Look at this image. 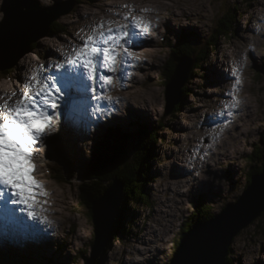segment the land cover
I'll return each mask as SVG.
<instances>
[{
    "label": "rangeland",
    "instance_id": "rangeland-1",
    "mask_svg": "<svg viewBox=\"0 0 264 264\" xmlns=\"http://www.w3.org/2000/svg\"><path fill=\"white\" fill-rule=\"evenodd\" d=\"M67 1L38 0V3L53 17ZM128 1L153 5L152 0H76L71 12L56 20L63 24L64 31L54 35L47 33L46 37L38 39L30 52L10 68L9 75L4 76L0 71V92L5 89H11V93L23 91L24 83L29 80L26 71L41 76L42 73L48 75L52 69L56 71L52 65L64 60L74 47L83 43L90 32L89 28L83 29L86 24L91 30ZM162 1L169 6L165 13L177 12L181 19L172 23L166 22L168 14L149 15L151 21L157 15L161 24L158 32L153 34V42L142 47L146 55L137 56L145 60L144 64L138 71H133L131 65L127 73L124 64L118 67L117 73H107L113 76V83L106 89H101L97 82V94L104 91L105 95L111 96L112 112H101L98 116L101 123H98L92 107L97 101L91 99L90 91L84 93L83 105H77L85 113L76 107L75 111L69 109L71 116L66 117L58 114L66 111L64 108L57 110L54 130L37 146L40 150L35 155L33 176L52 194H58L53 197L56 210L50 216L51 226L57 225L58 229L51 234L49 228L36 225L25 212L17 211L22 223L0 233V264H86L91 257L95 223L88 204L89 196H85L81 189L82 177L96 142L113 128L123 130V135H130V146H126L127 151L131 150L130 165L147 149L148 141L141 142L137 138L138 127L158 129L161 140L154 143L146 160L148 177L144 189L150 204L136 205L133 213L132 207H127L121 240L112 237L95 264H169L187 222H191L188 219L194 212L195 198L204 197L212 208L211 214L217 215L242 194L250 167L259 165L258 159L250 161V157L261 150L264 135V0ZM4 4L5 0H0V24L4 19ZM233 10L236 20L231 24L230 31L233 32L229 34L219 25L225 18L229 21L231 15L225 13ZM116 20L122 22L120 18L116 17ZM180 37L190 40L187 43L192 48L203 49L206 44L208 49L198 74L191 72L194 62L189 58L190 69L183 84L185 93L182 97L180 93L176 95L182 108L175 118L172 110H167V86L160 80L164 64L171 55L168 45ZM137 46L138 43L132 46L131 51ZM88 94L93 105L86 103ZM121 94L126 104L131 103L130 99H143L149 106L143 110L130 106L121 109L120 113L115 101ZM233 96L239 99L237 106L245 108V114L238 121L233 117L221 119L233 121L234 126L229 128V139H225L227 146L218 151L216 148L223 146L224 142L216 138L219 127L211 130L210 126L220 120L211 118L206 123L201 122L205 117L218 115L226 109L215 101L224 106L225 101L230 106ZM99 103L106 105V101ZM161 121L163 126L157 128ZM77 125L83 127L81 134H78ZM225 150L230 155L219 154ZM262 159L264 161V156ZM68 163L75 179L66 183L54 180L50 166ZM106 181L109 182L103 179V184ZM94 190L91 186L87 193L94 196ZM263 231L264 215L233 238L227 254L229 263L264 264Z\"/></svg>",
    "mask_w": 264,
    "mask_h": 264
},
{
    "label": "snow or ice",
    "instance_id": "snow-or-ice-1",
    "mask_svg": "<svg viewBox=\"0 0 264 264\" xmlns=\"http://www.w3.org/2000/svg\"><path fill=\"white\" fill-rule=\"evenodd\" d=\"M149 27L143 17L131 11L123 15L122 22L101 20L79 47L55 63V73L33 74L24 83L23 91L14 90L7 97L0 95V222L9 226L22 223L17 209L32 221L47 222V217L37 212L38 207L43 211L42 204L46 203L39 197L47 196L33 176L35 155L40 150L37 145L54 130L57 110L64 108L66 111L58 114L70 117L68 110L82 106L86 92L90 91L91 99L97 101L92 107L97 117L100 115L104 105L99 102H111L112 98L104 91L97 94V82L101 89L113 83V76L107 73L115 74L128 59H135L131 47L147 34ZM239 103L233 96L229 107Z\"/></svg>",
    "mask_w": 264,
    "mask_h": 264
},
{
    "label": "water",
    "instance_id": "water-1",
    "mask_svg": "<svg viewBox=\"0 0 264 264\" xmlns=\"http://www.w3.org/2000/svg\"><path fill=\"white\" fill-rule=\"evenodd\" d=\"M75 1L68 0L51 17L47 9L40 7L38 0H5L2 7L4 19L0 24V70L12 68L29 53L32 44L46 37L54 21L71 12ZM189 62V58L181 59L167 84V110H172L178 103L176 95H179L189 72ZM185 64L187 66L183 67ZM129 152L127 157L131 155ZM104 185L106 188L102 195L90 202L95 234L91 257L86 264H95L97 257L112 239L113 224L123 195L124 186L117 177H112L111 183L106 181ZM88 196L91 197L90 194ZM263 212L264 163L261 171L251 176L250 183L235 203L226 205L209 221L198 223L185 231L169 264H228L226 258L233 238Z\"/></svg>",
    "mask_w": 264,
    "mask_h": 264
},
{
    "label": "trees",
    "instance_id": "trees-1",
    "mask_svg": "<svg viewBox=\"0 0 264 264\" xmlns=\"http://www.w3.org/2000/svg\"><path fill=\"white\" fill-rule=\"evenodd\" d=\"M76 4V1H75ZM234 12V10L232 11ZM226 12L225 14L231 15L229 17V21L224 20L223 23H221L219 26L220 28L225 29L224 31H230L232 29L231 24L235 23L234 20H236L235 12ZM64 26L59 21H54L48 30L49 35H54L56 32L64 31ZM223 32V30H221ZM182 36V35H181ZM188 40L185 37H180V39L176 42L170 43L171 45H168V49L170 50L171 55L169 56L168 60L164 64L163 67V73L161 75V80L164 83V85L167 86L169 83L171 77L174 74L175 68L177 64L181 61L183 58H190L193 60V70L198 74L202 69L201 61L204 59V55L207 53L208 47L204 46L203 49H195L196 47H190L187 43ZM171 42V41H170ZM190 43V42H189ZM35 44L31 45V48L34 47ZM212 48V46H211ZM2 75L4 76L9 75L10 68L0 70ZM190 72V74H191ZM193 73V72H192ZM3 76V77H4ZM2 78V77H0ZM183 93H185L184 86L181 88L180 94L181 97L183 96ZM189 95V90L187 91L186 96ZM182 108V104L178 103L175 104L172 107V115L176 118V114L180 112ZM163 126L162 121L158 122L156 127L160 128ZM140 130V131H139ZM139 133L137 135V138L140 139V141H148L146 152L141 154L139 159H136L135 162L130 165V159L127 157L128 151L131 152V150H124V147L130 146L128 144V139L130 138V135H123V130L119 128H113L110 131H107L104 135H102L101 138L98 139L96 142L95 147L93 148V152L90 155L89 163L87 167L84 170L83 175L84 179L82 182L81 189L84 192L85 196L87 194L89 195V189L91 186L95 188V195L91 197H88V204L90 206V210L93 215L91 203L94 200H97L105 190L106 186L103 184V179H108L109 183H111L112 177H117V179L123 183V195L120 202L119 211L117 214V217L113 224V233L112 237L114 239H120L121 240V234L122 231L125 232V211L128 206H131V212L133 213V210L136 208V205H144L147 206L150 204L149 196L145 193L144 185L147 181V174L146 171L148 170V164H146V160H148L150 154L152 153V147L154 143L157 142V140H161V138L158 137V129H147L143 126L138 127L137 130ZM133 133L131 134V136ZM260 147L258 152H255L252 157H250V161H252L254 158L258 159L259 165L251 166L250 171L248 172V177L246 181L245 187L250 183V178L252 175L259 173L261 171V166L263 165L264 161L262 157L264 155L262 151H264V135L260 142ZM120 152V153H119ZM69 164V163H68ZM66 165H52L50 166V173L52 175V178L56 180L59 183H66L73 179H75L74 171L72 170V166L69 164ZM96 178V179H94ZM93 180V181H92ZM90 183H92L90 185ZM89 186V187H88ZM194 201V212L191 213V216L188 220H191V222H187L186 224V230L190 229L192 226L198 224L207 222L213 217H215V214H211L212 208L209 206V204L206 203V199L201 198L200 196L195 198ZM129 200V202H128ZM123 207V208H122ZM128 213V212H127ZM264 215V212L260 215V217ZM129 226L130 223H127ZM121 233V234H120ZM125 234V233H124ZM261 235L264 236V231L261 232ZM93 244V243H92ZM178 249V247H177ZM229 250V249H228ZM226 261L229 263V258H226ZM98 262V261H97ZM96 262V263H97Z\"/></svg>",
    "mask_w": 264,
    "mask_h": 264
},
{
    "label": "bare ground",
    "instance_id": "bare-ground-1",
    "mask_svg": "<svg viewBox=\"0 0 264 264\" xmlns=\"http://www.w3.org/2000/svg\"><path fill=\"white\" fill-rule=\"evenodd\" d=\"M136 1V0H135ZM153 3V5H149V4H146V5H142L141 2H133V1H128L126 2L127 4H124L122 7H120V11L119 10H116V11H113V14H110V16H105L104 17V20H116V17L117 18H120L122 19L123 15L127 12H130L132 13V15L134 16H138V17H143V19L149 23L150 27H149V30L147 32V34L143 35L140 37L139 39V42H138V46L137 47H133L134 48V55H135V59H128V62L125 64V66H123L125 69H126V72L128 73L129 69H130V66L133 65L132 69L133 71H138V69L141 67V64H144L145 60L143 58H139L137 57L138 55L140 56V54L142 55H146L145 54V51L142 50V47H144V45H146L147 43L149 42H153V34L157 33L158 32V28L161 24V20L160 18L156 15L155 17H153V20L151 21L148 16L149 15H152L154 16V14H160L163 16H165L166 14H168V19L166 22H172L174 23L175 21H179V19H181V14L177 13V12H169V13H165L164 11L165 10H169V6L167 3H165L164 1L162 0H157L156 1V5H154L155 3V0H152L151 1ZM125 5H127L128 7H125ZM116 8V7H115ZM145 9H147V11H144ZM113 10V9H112ZM170 18V20H169ZM166 19V17L164 18V20ZM84 28H89L88 31H90V25L89 24H86ZM150 39V40H149ZM146 48V47H145ZM139 49V50H138ZM152 49V48H151ZM153 51V50H151ZM153 54V53H152ZM151 55V54H150ZM148 56V55H147ZM30 64V63H29ZM27 64V65H29ZM49 66V64L46 65V67ZM150 68V67H149ZM37 69V68H36ZM37 71H41V70H38ZM43 72V71H41ZM50 73H55V71L52 69L50 70L49 74ZM134 73V72H133ZM148 73V72H147ZM34 73L31 74V72H27L26 71V77L30 78ZM131 75V74H130ZM42 76H44V73H42ZM23 85V84H22ZM5 87V86H4ZM192 87V86H191ZM3 88V87H2ZM11 90V89H10ZM9 91H6L5 90H2L0 92V95H4L5 97H7L8 95H11V92ZM10 92V93H9ZM193 93V92H192ZM123 94H121L120 96H118L116 98V107L117 109L119 110V112L121 113L126 107H130L132 106V109H138V110H143L142 108H146L148 107L149 105L147 104V102L143 99H140V100H137V101H133L131 100V96L130 94H127V98L130 99V102L128 101V103L126 104V99L123 98L122 96ZM125 96V95H124ZM90 97V94L86 95V103H89L91 105H93V102L91 101V99H89ZM150 98V97H149ZM151 100V99H149ZM106 101V105H104V110L102 112H112V108H111V102L107 101V100H104V102ZM103 103V101H100ZM216 104L218 106H221V107H224L226 109H224L220 114L218 115H210V118L209 117H205L204 120H202V124L203 123H206L209 119L211 118H215V119H218L220 120V122L214 124L213 126H210L211 130H213L214 128H218V130H220V132L216 135V138L219 140V139H222V143L224 142L223 146H220L218 148H216V150H220L222 151L224 149L226 145V142H225V139L228 137L229 139V135H228V131H229V128L234 126V122L231 121V120H222L221 119H228L229 117H233L235 118V120H240L242 119L243 115L245 114L244 111H245V108L243 107H239V106H236L235 108H230L229 107V104L228 102H225V106L222 102L220 101H215ZM0 103H2V101H0ZM151 103V102H150ZM126 105V106H125ZM79 108V106H77ZM228 107V108H227ZM212 108V107H211ZM210 108V109H211ZM216 108V107H215ZM220 108V107H219ZM80 111H82L83 113H85V111L81 110V108H79ZM123 109V110H121ZM97 111H99V109H97ZM92 111H89L88 113H91ZM220 112V111H219ZM100 116V115H99ZM97 121L98 123H101L99 118L97 117ZM78 124V123H77ZM77 129H78V134H81L83 132V127H78L77 125ZM215 130V129H214ZM217 130V131H218ZM204 131V130H203ZM202 131V132H203ZM58 134H60V131H57ZM236 142V141H235ZM230 143V142H229ZM39 145V144H38ZM37 145V146H38ZM232 146V145H231ZM217 151V152H218ZM213 153V152H212ZM219 154H226V155H230V152L228 150H225V152H220ZM229 158V157H228ZM227 158V159H228ZM43 189L47 192V196H40L39 199L41 201H46V203H43L42 204V208H43V211H41V207H38L37 208V212L40 213L41 216L45 215L47 217V222L45 223H41V222H38V221H35L36 225L38 226H42L44 228H49L51 230V234L54 233V230L55 229H58V226H51L52 224V220L50 218V216L52 214L55 213V210H54V205H55V198L53 199V197H55L56 195L52 194L51 190L49 189H46L44 186H43ZM53 191V190H52ZM43 198V199H42ZM58 201V200H57ZM237 201V200H236ZM60 203V202H59ZM60 209V208H59ZM17 211H19V209H17ZM60 212V211H59ZM120 212V211H119ZM24 213V212H23ZM19 214V213H18ZM61 214V213H60ZM21 221H23V219H21ZM10 227L9 225H7L6 223L4 222H0V233H3L4 231H10L12 229L8 228ZM21 229V228H20ZM14 231V230H13ZM56 232V231H55Z\"/></svg>",
    "mask_w": 264,
    "mask_h": 264
}]
</instances>
